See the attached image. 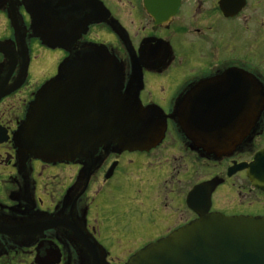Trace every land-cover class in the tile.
Wrapping results in <instances>:
<instances>
[{"label":"flooded vegetation","instance_id":"flooded-vegetation-1","mask_svg":"<svg viewBox=\"0 0 264 264\" xmlns=\"http://www.w3.org/2000/svg\"><path fill=\"white\" fill-rule=\"evenodd\" d=\"M261 152L264 0H0V264H127L204 214L264 218Z\"/></svg>","mask_w":264,"mask_h":264},{"label":"water","instance_id":"water-1","mask_svg":"<svg viewBox=\"0 0 264 264\" xmlns=\"http://www.w3.org/2000/svg\"><path fill=\"white\" fill-rule=\"evenodd\" d=\"M35 122L32 115L28 124ZM180 123L184 132L210 154L221 156L226 153L221 149L217 122L181 118ZM125 126L131 131L135 123L128 120ZM207 128L208 138L201 134ZM31 134L30 141L27 137L25 142L28 143L27 153L44 161L54 159L56 151L53 148L61 137L49 136L47 143L48 136ZM255 161L256 166L264 164V152L259 153ZM127 264H264V218L204 214L169 238L140 251Z\"/></svg>","mask_w":264,"mask_h":264}]
</instances>
